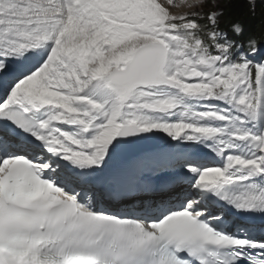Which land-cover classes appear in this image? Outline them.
Returning <instances> with one entry per match:
<instances>
[{"label":"snow or ice","instance_id":"snow-or-ice-1","mask_svg":"<svg viewBox=\"0 0 264 264\" xmlns=\"http://www.w3.org/2000/svg\"><path fill=\"white\" fill-rule=\"evenodd\" d=\"M181 4L0 0V264H264V52Z\"/></svg>","mask_w":264,"mask_h":264},{"label":"trees","instance_id":"trees-1","mask_svg":"<svg viewBox=\"0 0 264 264\" xmlns=\"http://www.w3.org/2000/svg\"><path fill=\"white\" fill-rule=\"evenodd\" d=\"M255 2L256 8L253 15L249 10L247 0H222L221 8L224 10V15L219 18V27L228 34L230 39L238 42L246 41L249 37H255L259 48H263L264 0H255ZM234 22H239L243 25L244 32L242 36L233 35L231 25Z\"/></svg>","mask_w":264,"mask_h":264},{"label":"rangeland","instance_id":"rangeland-1","mask_svg":"<svg viewBox=\"0 0 264 264\" xmlns=\"http://www.w3.org/2000/svg\"><path fill=\"white\" fill-rule=\"evenodd\" d=\"M158 2H161L165 7H169V10L176 14H181L184 12H191L193 9H189L186 7V5L181 4V0H174L173 6H169L167 4V0H158ZM222 0H219V7L221 8ZM175 5H180V7H176ZM213 10L211 7V4H209L208 7L204 8L203 11ZM199 10V9H196ZM209 10V11H210Z\"/></svg>","mask_w":264,"mask_h":264}]
</instances>
